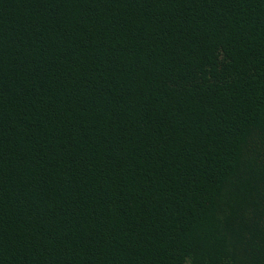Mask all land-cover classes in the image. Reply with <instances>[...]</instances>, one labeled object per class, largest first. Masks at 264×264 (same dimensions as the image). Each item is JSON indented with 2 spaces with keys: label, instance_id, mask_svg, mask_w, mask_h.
Returning a JSON list of instances; mask_svg holds the SVG:
<instances>
[{
  "label": "trees",
  "instance_id": "trees-1",
  "mask_svg": "<svg viewBox=\"0 0 264 264\" xmlns=\"http://www.w3.org/2000/svg\"><path fill=\"white\" fill-rule=\"evenodd\" d=\"M0 264H264V0H0Z\"/></svg>",
  "mask_w": 264,
  "mask_h": 264
}]
</instances>
